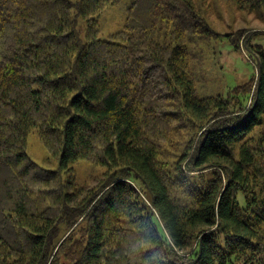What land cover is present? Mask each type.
I'll return each mask as SVG.
<instances>
[{"label":"trees","instance_id":"1","mask_svg":"<svg viewBox=\"0 0 264 264\" xmlns=\"http://www.w3.org/2000/svg\"><path fill=\"white\" fill-rule=\"evenodd\" d=\"M117 1L0 0V264H142L143 237L160 264H264V51L255 81L201 96L206 0H133L101 39ZM78 161L96 186L63 177Z\"/></svg>","mask_w":264,"mask_h":264},{"label":"rangeland","instance_id":"2","mask_svg":"<svg viewBox=\"0 0 264 264\" xmlns=\"http://www.w3.org/2000/svg\"><path fill=\"white\" fill-rule=\"evenodd\" d=\"M132 2L133 0H118L97 17L99 38L105 39L123 27ZM204 6L207 22L218 37L195 44L194 47L200 95L225 94L234 86L255 81L258 67L262 63L256 52L264 51V11L239 10L223 0H206ZM84 26L85 23L79 19L77 31L82 39ZM236 41L239 48L233 45ZM257 47L261 49L257 50ZM26 153L39 166L57 169V159L47 152L36 130H32L27 136ZM72 165V173H63V177L75 175L77 182L85 188L96 186L105 171L86 161H78Z\"/></svg>","mask_w":264,"mask_h":264},{"label":"clouds","instance_id":"3","mask_svg":"<svg viewBox=\"0 0 264 264\" xmlns=\"http://www.w3.org/2000/svg\"><path fill=\"white\" fill-rule=\"evenodd\" d=\"M134 256L140 258L142 264H160L157 249L152 247V243L147 237H143L131 248Z\"/></svg>","mask_w":264,"mask_h":264}]
</instances>
